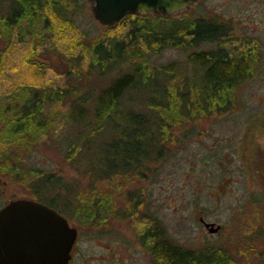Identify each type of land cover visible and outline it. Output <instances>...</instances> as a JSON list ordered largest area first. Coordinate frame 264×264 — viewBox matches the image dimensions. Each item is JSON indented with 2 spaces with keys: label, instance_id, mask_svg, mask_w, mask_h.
<instances>
[{
  "label": "rangeland",
  "instance_id": "obj_1",
  "mask_svg": "<svg viewBox=\"0 0 264 264\" xmlns=\"http://www.w3.org/2000/svg\"><path fill=\"white\" fill-rule=\"evenodd\" d=\"M12 2L0 0V115L8 119L17 113L30 97L28 93L41 97L49 88L59 86H105L109 75L99 78L85 67L79 72V81L77 76L71 79L68 75L78 68V61L84 66L88 42L107 28L93 17L87 0H82L80 13H70L68 20L55 18L46 7V13L39 14V18L20 19L21 26L4 23L11 14ZM75 3L79 5L77 0ZM183 12L228 24L237 39L233 45L255 46V66L238 87L229 110L171 125V138L164 143L167 152L153 156L141 171L118 173L110 180L92 177L83 163L71 160L69 150L58 145L59 138L47 131L23 156L12 148L8 150L12 158L17 155L21 159L12 165L20 166L16 175L0 170L8 178L16 176L17 182L8 190L26 196L34 193L21 178L25 169L58 177L59 184L47 196L58 195L57 204L77 225L127 228L137 225V220L139 224L159 221L166 237L181 246L202 249L222 245L235 257L236 264H264V0H197ZM214 47V43L206 42L196 49ZM188 53L189 50L169 47L152 56L150 62H176L175 69L187 76ZM87 73L92 76L87 77ZM147 96L145 89L131 91L122 101L133 106V111L145 112L142 106ZM60 107L65 110L68 101L47 102L44 108L50 114L41 117L53 120L49 115ZM118 124L127 127L129 121L125 118ZM159 142L163 144L162 140ZM129 193L137 199L139 195L135 206ZM97 198L108 199L109 208L96 221L94 216L85 219L84 211H77L78 207L84 209L88 201ZM67 201L72 203L69 208L64 207ZM200 216L219 224V230L209 232L199 221ZM80 248L91 247L80 243ZM150 263L154 264L152 258Z\"/></svg>",
  "mask_w": 264,
  "mask_h": 264
},
{
  "label": "trees",
  "instance_id": "obj_2",
  "mask_svg": "<svg viewBox=\"0 0 264 264\" xmlns=\"http://www.w3.org/2000/svg\"><path fill=\"white\" fill-rule=\"evenodd\" d=\"M12 1L11 14L4 22L10 26H21L23 20L21 22L20 19L24 17L28 20L39 18L46 7L55 18L65 21L70 13H80L82 6V0H77L79 5L76 0ZM183 13L157 16L140 12L127 14L90 40L83 55L84 66L78 61V68L69 71L68 75L72 76L71 79L77 76L79 81V72L85 67L88 72L98 74L99 78L109 75L105 86L80 88L77 84H69L70 88H49L41 97L28 93L30 97L17 114H10V118L5 115L8 118L7 129L12 130L9 143L15 154L23 156L44 134L51 132L52 137L59 138L58 145L69 150L71 160L83 163L92 177L110 180L118 173L141 171L153 156L167 152L164 143L171 138L174 130L171 125L181 124L182 119L229 110L238 87L245 83L255 66V46H247L246 42L244 48L233 45L232 41L237 39L229 33L228 24ZM206 42L214 43L215 47L196 49ZM169 47L189 50L185 60L187 76L182 70L180 73L175 69L176 62L151 64L152 56ZM79 60H82L81 56ZM90 76L87 73V77ZM143 89L148 91L142 106L145 112L133 111V106L123 103L131 91ZM129 97L133 100L132 94ZM65 100L68 107L53 110L54 113L49 115L53 120L41 117L50 114L44 108L47 102ZM125 118L129 127H120L118 121ZM162 150L166 151L160 153ZM4 154L10 161L21 160L17 155L12 158L8 153ZM101 164L104 170H101ZM10 168L15 174L20 166L17 164ZM21 178L31 186V191L40 201L44 200L56 210H63L57 204L58 195L54 198L47 196L48 191H54V186L59 184L58 177L52 174L45 176L41 170L25 169ZM128 197L134 206L140 200L134 193H129ZM71 204L67 201L64 207L69 208ZM108 206V199L97 198L88 201L84 209L78 207L77 211H84L85 219L93 216L96 219L99 212ZM139 226L149 227V246L154 264H236L235 257L222 245L186 248L167 238L164 229L155 221H143Z\"/></svg>",
  "mask_w": 264,
  "mask_h": 264
},
{
  "label": "water",
  "instance_id": "obj_3",
  "mask_svg": "<svg viewBox=\"0 0 264 264\" xmlns=\"http://www.w3.org/2000/svg\"><path fill=\"white\" fill-rule=\"evenodd\" d=\"M87 1L93 17L111 26L131 13L175 15L197 0ZM204 225L212 233L220 228L209 221ZM68 228L66 218L42 201L18 198L8 202L0 209V264H67L73 242Z\"/></svg>",
  "mask_w": 264,
  "mask_h": 264
},
{
  "label": "flooded vegetation",
  "instance_id": "obj_4",
  "mask_svg": "<svg viewBox=\"0 0 264 264\" xmlns=\"http://www.w3.org/2000/svg\"><path fill=\"white\" fill-rule=\"evenodd\" d=\"M230 27V26H229ZM231 33V30H229ZM1 57V56H0ZM1 66V65H0ZM6 119L0 115V169L7 171L13 175L12 165L17 162L10 161L4 153L10 151L11 146L6 139L11 134L12 130H8ZM17 166L16 164L14 167ZM16 175V173H15ZM17 182L16 176L8 178L6 174L0 170V209L8 202L18 198H31L38 200L39 198L32 194V196L22 195L21 192L8 190L12 188V184ZM8 190V191H7ZM40 200V199H39ZM45 203L44 200H41ZM68 223V230L73 235V242L69 250V258L67 264H149L152 258L150 252V234L149 227L139 226V221L134 222L137 225L121 228L119 226H89L77 225L69 220L68 213L63 210H57ZM104 211L99 212L102 216ZM203 216L199 217V221L204 224ZM98 218L94 219L95 221ZM156 220V219H155ZM87 222H92L88 220ZM159 222V221H158ZM157 225L161 226L160 222ZM141 225V224H140ZM163 228V227H162ZM91 240V241H88ZM88 244L89 248L83 250L79 249V244ZM96 250H93V248ZM100 248V251L97 249ZM79 261H81L79 263ZM151 264V263H150Z\"/></svg>",
  "mask_w": 264,
  "mask_h": 264
},
{
  "label": "bare ground",
  "instance_id": "obj_5",
  "mask_svg": "<svg viewBox=\"0 0 264 264\" xmlns=\"http://www.w3.org/2000/svg\"><path fill=\"white\" fill-rule=\"evenodd\" d=\"M17 31V30H16ZM18 33V32H17ZM21 44V43H20ZM17 114V113H16Z\"/></svg>",
  "mask_w": 264,
  "mask_h": 264
}]
</instances>
